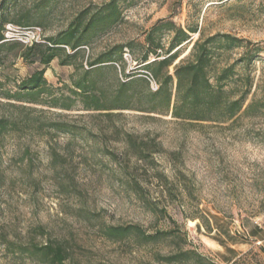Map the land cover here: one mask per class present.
I'll return each instance as SVG.
<instances>
[{
  "label": "rangeland",
  "instance_id": "374dc122",
  "mask_svg": "<svg viewBox=\"0 0 264 264\" xmlns=\"http://www.w3.org/2000/svg\"><path fill=\"white\" fill-rule=\"evenodd\" d=\"M111 1L0 0V32L9 27L21 38L24 28L39 27L40 43L48 44ZM117 5L121 19L83 46L78 58L67 57L73 54L68 47L57 51L45 67L47 86L38 104L0 99V116L16 123L0 138V264H48L38 251L47 245L64 247L65 264H168L164 257L181 252L188 259L172 264H222L214 243L244 248L233 264H264V248L255 239L264 233V49L253 62L245 59L247 48H264V0ZM160 21L198 31L162 76L174 75L199 39L243 40L229 49L216 45L210 77L214 82L233 67L226 90L237 98L250 84L248 112L226 122H191L141 111L155 91L153 81L160 87L164 79L147 68L154 56L142 60L146 35ZM173 35H158L165 50ZM32 45H2L1 93L15 92L21 80L44 68L23 58ZM115 46H124L122 60L90 66ZM81 81L105 109L84 106L76 86ZM121 88L134 96L130 103L117 102ZM170 88L176 91L175 78ZM121 226L168 235L150 243L106 237V228Z\"/></svg>",
  "mask_w": 264,
  "mask_h": 264
},
{
  "label": "trees",
  "instance_id": "16d2710c",
  "mask_svg": "<svg viewBox=\"0 0 264 264\" xmlns=\"http://www.w3.org/2000/svg\"><path fill=\"white\" fill-rule=\"evenodd\" d=\"M89 12L83 14L88 15ZM81 17L72 27L60 34L56 38H50L48 44L35 43L29 49L32 54H24L23 58L33 63H39L44 68L37 70L30 77L21 80L16 86L15 92H0V99L15 103H34L40 102L41 95L44 93V87L47 81L44 77L46 69L53 60L57 58V51H63V47H68L73 52L68 55L69 59L78 58L81 48L90 41L113 27L120 19L117 0H112L108 4L99 8L92 14L88 21ZM19 25H25L17 22ZM164 31L172 32L173 38L167 50L158 41V35ZM6 28L0 32V49L3 44L10 43L5 41ZM196 29L185 31L178 28L172 21H160L146 35L145 53L142 60L146 63L150 56H154L155 61L149 63L147 68L153 73V78H161L164 70H168L179 59L178 48L186 42L190 34H195ZM224 43V44H222ZM243 40L234 38L230 35H216L206 40L199 39L193 46L190 56L187 60H181L175 66L174 75L166 74L162 76L163 81L158 90L150 95V101L147 108L141 110L146 113H153L161 116L172 115L173 118L182 121L191 122H226L240 116L242 113L249 111V106L243 110L249 94V85H246L244 92L237 98H233L226 90V87L233 79V67H226L219 72L214 82L210 77V71L213 64L214 50L217 44L227 49L242 46ZM48 45V46H47ZM225 45V46H223ZM248 45H252L248 43ZM264 48L260 45H254V49L247 48L245 59L248 63L253 62L258 54L262 53ZM124 46H115L109 52L100 55L94 62L90 63L91 67L97 65L109 64L123 59ZM254 50V51H253ZM164 51L165 56L161 55ZM65 65L67 62H62ZM91 73H87L89 76ZM174 78L177 80L176 91L170 88ZM95 87V84H93ZM79 93L84 96V106L87 109L103 110L105 109L101 99L97 95H90V86L87 81H81L76 84ZM126 87V85H122ZM126 98L129 103L134 96L128 95V92L121 88L117 102ZM126 103V102H125ZM126 103L124 109H130L131 106ZM10 105H15L9 103ZM69 110V106H64ZM16 127V123L10 118L0 116V138L10 129ZM105 235L111 240H122L130 236L141 238L144 243L157 241L168 235L167 232L157 231L155 234H145L140 228L135 226L129 227H108ZM38 251L48 259V264H65L67 252L62 246L47 245L39 248ZM188 254L181 252L175 255L164 257L163 261L168 264L187 260Z\"/></svg>",
  "mask_w": 264,
  "mask_h": 264
},
{
  "label": "crops",
  "instance_id": "0c3cea01",
  "mask_svg": "<svg viewBox=\"0 0 264 264\" xmlns=\"http://www.w3.org/2000/svg\"><path fill=\"white\" fill-rule=\"evenodd\" d=\"M257 244H260L264 248V233H259V237H255ZM213 249L219 254V259L222 264H233L244 253V248L237 245H228L224 248L219 243L213 244Z\"/></svg>",
  "mask_w": 264,
  "mask_h": 264
},
{
  "label": "built area",
  "instance_id": "2783aa9c",
  "mask_svg": "<svg viewBox=\"0 0 264 264\" xmlns=\"http://www.w3.org/2000/svg\"><path fill=\"white\" fill-rule=\"evenodd\" d=\"M23 32L21 33V38H15L14 36H11V29L9 27L6 28L5 32V41H13L18 40L24 44H34L40 43V38L42 34V30L39 27H33V28H24ZM159 86L156 82L153 81V89L156 91L158 90Z\"/></svg>",
  "mask_w": 264,
  "mask_h": 264
}]
</instances>
